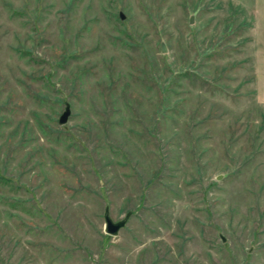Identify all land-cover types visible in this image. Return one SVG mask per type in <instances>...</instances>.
Returning a JSON list of instances; mask_svg holds the SVG:
<instances>
[{
	"label": "rangeland",
	"instance_id": "obj_1",
	"mask_svg": "<svg viewBox=\"0 0 264 264\" xmlns=\"http://www.w3.org/2000/svg\"><path fill=\"white\" fill-rule=\"evenodd\" d=\"M0 264H264V0H0Z\"/></svg>",
	"mask_w": 264,
	"mask_h": 264
},
{
	"label": "water",
	"instance_id": "obj_2",
	"mask_svg": "<svg viewBox=\"0 0 264 264\" xmlns=\"http://www.w3.org/2000/svg\"><path fill=\"white\" fill-rule=\"evenodd\" d=\"M121 18L124 19V16L121 14ZM194 20L193 17L190 20V24H193ZM162 52L166 53L167 50L165 48L164 45H162ZM71 116V108L70 106H67L65 112L63 113V115L61 116L59 123L61 125H65L68 123L69 118ZM131 217V213H128L122 220L115 222L113 220V218L111 217L110 214V209L107 207L105 209V213H104V220H105V233L110 235V236H118L120 231L125 228V226L127 225L129 219Z\"/></svg>",
	"mask_w": 264,
	"mask_h": 264
}]
</instances>
